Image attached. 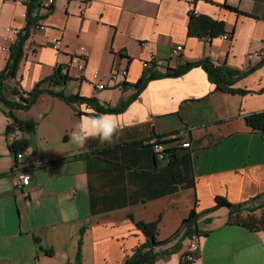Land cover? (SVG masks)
Listing matches in <instances>:
<instances>
[{"label": "crops", "instance_id": "0c3cea01", "mask_svg": "<svg viewBox=\"0 0 264 264\" xmlns=\"http://www.w3.org/2000/svg\"><path fill=\"white\" fill-rule=\"evenodd\" d=\"M28 6L29 0H0V70L11 58L9 29H25ZM194 11L195 19L205 16L224 25V33L191 35ZM41 17L47 28L27 39L17 75L6 82L8 97L17 85L28 92L57 68L68 70L82 47L84 74L69 71L65 85L44 87L95 97L103 106L136 97L123 112L96 118L91 116L96 109L51 92L29 110H15L19 119L37 123L34 131H21L27 143L18 150L21 165L32 173L22 191L10 175L17 159L7 137L13 119L0 101V198L15 202L19 213L14 220L4 209L0 240L20 244L23 264H33L34 256L37 264H75L80 241L82 264H123L147 239L138 221L157 222L158 240L169 241L164 247L171 248L195 210L203 235L193 264H264V231L229 224L226 206L213 209L217 196L241 204L264 193V131L245 120L264 113V59L249 58L264 48V0H55ZM53 39L61 41L60 51ZM176 45L183 46L182 56L169 59ZM151 54L160 59L153 70L161 73L206 58L251 70L235 83L246 93L217 89L202 66L152 79L137 93L135 85L146 72L143 61ZM123 68L127 78L115 84L111 73ZM94 72L107 83L105 89L95 86ZM81 121L90 132L111 123L119 128L111 142L89 137L81 146L72 139ZM158 136L170 143L166 160L150 148ZM188 138L192 148L176 146ZM188 240L155 264H183ZM222 243L229 252L225 259ZM14 253L0 263L16 264Z\"/></svg>", "mask_w": 264, "mask_h": 264}, {"label": "trees", "instance_id": "16d2710c", "mask_svg": "<svg viewBox=\"0 0 264 264\" xmlns=\"http://www.w3.org/2000/svg\"><path fill=\"white\" fill-rule=\"evenodd\" d=\"M42 0H29V6L26 12L27 25L25 29L21 30L20 35L17 37L16 42L12 46L11 58L9 65L4 69L0 70V101L4 102L8 108V115L13 119V124L8 128V131H11L14 126H18L21 131L31 132L34 131L37 127V123L34 120L23 121L19 119L15 115V110H29L37 101L40 96L45 92H51L53 95H56L68 103L80 102L88 105L96 109V113L91 114L92 117H99L102 114L106 113H121L123 112L129 103L136 97H132L131 99L122 100L120 104L116 107L111 105H100L99 101L95 97H84L80 94L68 95L63 91L54 92L51 88L44 87L45 83H49L54 86H63L68 83L71 78L69 75V70L63 69V67H59L52 73L48 78L41 81L40 83H36L34 88L31 91H24L23 93L19 91L17 86H15L11 90V97L7 96L8 88L6 86V82L14 78L17 75L18 67L20 66L21 59L24 56L25 52V43L29 36H31L30 29L31 27L39 20L42 19L40 15L37 13V9L40 6ZM193 20L190 25L189 33L193 36L203 37L210 36L215 37L219 33H224V25L217 23L209 19V17L200 16L198 18H194V13L192 12ZM194 23V24H193ZM198 25V30L194 28L195 25ZM219 29L217 30V27ZM196 66H202L206 71L207 75L211 82L217 85V89L226 93H237V94H245V90H239L235 87V83L240 81L246 74L250 73L251 70L248 71H239L238 69L232 68L226 64H216L208 58L202 59L197 62H188L182 64L178 68H169L165 73L157 72L155 70H150L149 72H145L139 82L135 85L137 88V93H139L144 86L148 84L149 81L155 78H165L171 76H180L189 68H193ZM128 82H125L126 85ZM18 98V99H17ZM247 123L252 126L253 129L258 131H264V113H254L248 114L246 116ZM27 147V143L23 140H18L16 143L10 145L11 150L14 153H17L18 150H24ZM256 203V204H255ZM254 206H251L253 205ZM226 206L229 210V218L228 223L234 224V226H241L248 229L251 232H261L264 231V193L254 197L251 201H247L241 204H234L230 202L225 197L216 198V205L213 209L220 208ZM198 219L199 216L195 210H192L190 217L187 218L184 222L183 228L176 235L179 240H177L176 244L171 248H165L169 241H161L158 240V228L157 222H142L138 221L136 225L141 229V231L146 235V241L141 245L137 246L134 250V253L127 257L123 264H155L161 258H164L168 255L174 254L181 250L182 240L186 238L192 237L193 234L200 232L198 228ZM49 254L53 252V250H46ZM82 241L79 243V250L76 255L75 264H82ZM183 264H193L189 263L186 260Z\"/></svg>", "mask_w": 264, "mask_h": 264}, {"label": "built area", "instance_id": "2783aa9c", "mask_svg": "<svg viewBox=\"0 0 264 264\" xmlns=\"http://www.w3.org/2000/svg\"><path fill=\"white\" fill-rule=\"evenodd\" d=\"M234 1L244 3L247 0H234ZM53 3H54V0H43L41 2V6L39 7L40 13L43 11L44 12L48 11L50 7L53 5ZM195 13L196 11H194V14ZM37 24H38V27L35 24H34L35 26L33 25L31 27L32 32L36 30H39V31L46 30V27L44 26L45 24L40 23V22ZM9 31L13 33L14 36L11 40L13 43H15L17 40V37L21 33V29L13 28V29H9ZM222 37L223 39L230 38V36L227 34H222ZM59 44H60V40L55 39L53 41L54 49H56L57 51L60 50ZM5 49H7V47H5ZM82 50L84 51L85 49L82 48ZM182 51H183V46L176 45L175 47L172 48V51L169 55V59H174V58L178 59L180 56H182ZM249 58H254L257 60L263 59L264 58V48L256 52H252ZM157 62H160V59L158 58L157 54H151L148 60H144L143 66L146 72L153 70L154 64ZM67 69L69 71H75V72H78L80 75H83L85 70L87 69L84 54H79V55L77 54L73 56ZM127 70H128L127 68H123L117 71L115 70L112 71L111 81H113L115 84H122L127 78ZM92 81L95 83V86L99 88V90H103L107 87V83L101 80L99 72H94L92 74ZM17 88L19 89L20 92L23 93V90L19 85H17ZM21 135H22V132L19 129V127L14 126V128H12V130L7 133L9 146L16 143V141L20 140ZM165 139L166 138L164 137L159 138L158 136L154 138L151 142L150 148L160 160H166L169 158L168 147L170 143L167 142ZM192 145L193 144L190 138L180 140L179 145L176 144V146L181 147V148H186V149L192 148ZM22 159H23V154L18 151L16 163L12 171L10 172L14 186L20 191L24 190L27 186H29L31 182V178H32V173L23 169L21 165ZM201 240H202V235L199 233H195L192 235V237L189 238L188 244L185 250V255H184V259L187 262L192 263L196 260V257L199 255L201 251Z\"/></svg>", "mask_w": 264, "mask_h": 264}, {"label": "rangeland", "instance_id": "374dc122", "mask_svg": "<svg viewBox=\"0 0 264 264\" xmlns=\"http://www.w3.org/2000/svg\"><path fill=\"white\" fill-rule=\"evenodd\" d=\"M43 1V0H42ZM41 1V2H42ZM54 4H55V0H54V3H53V5L50 7V9L48 10V11H46L45 13H43V15H42V12L40 13V10H39V8L37 9V13L40 15V17L41 16H44L45 14H48L49 12H50V10L52 9V7L54 6ZM40 6H41V3H40ZM39 6V7H40ZM43 23V24H45L44 22H42V20H39V21H37L36 23H35V25L38 27V24L37 23ZM34 25V26H35ZM46 28H47V25L45 24L44 25ZM22 30V29H21ZM37 31V30H36ZM36 31H34V32H32L31 31V29H30V33L32 34H34ZM54 40V39H53ZM59 47H60V50H61V48H62V43H61V41H60V44H59ZM82 48H84L85 49V47H82ZM59 50V51H60ZM85 52V50L83 51L82 50V52L81 53H76V54H74V55H72L71 56V58H70V61H71V59H72V57L73 56H75V55H79V54H84V56H85V60H86V52ZM264 59V58H263ZM70 61H69V63H70ZM69 63H68V65L67 66H69ZM78 73V72H77ZM8 203H10V205H8ZM7 205H8V207H7ZM4 209L7 211V216L8 217H10L11 219H14V220H16V219H18L19 218V213H18V210H17V207H16V204H15V202H13L12 200L10 201V202H8V200H7V198L6 197H1L0 198V219H2L3 218V216H4V214H3V212H4ZM214 234H216V232L214 233ZM214 238L215 237H212L210 240L211 241H213L214 240ZM21 243H22V246L24 247V239L21 241ZM220 247H222L223 249H222V251H221V253H223V256H221V257H224V259H225V256H227V255H229L228 253V249H227V245L226 244H221L220 245ZM22 251H23V248L20 246V244H18V243H15L14 241L12 242V244H8L7 242H5V241H3L2 239L0 240V261L1 260H6L5 259V256L4 255H6L8 252H11V254H13V252H15L14 253V255H15V260H16V264H23V258H21L23 255V253H22ZM226 251V252H225ZM201 252V251H200ZM225 252V253H224ZM184 255H185V252H184ZM184 255H183V258H184ZM199 255H200V253H199ZM198 255V256H199ZM198 256L196 257V259L198 258ZM36 256H34L33 258H32V263L33 264H37V261H36ZM21 261V262H20ZM184 261H185V259H184ZM196 261V260H195ZM194 261V262H195ZM194 262H192V263H194ZM0 264H3V262H1Z\"/></svg>", "mask_w": 264, "mask_h": 264}, {"label": "clouds", "instance_id": "9594fccd", "mask_svg": "<svg viewBox=\"0 0 264 264\" xmlns=\"http://www.w3.org/2000/svg\"><path fill=\"white\" fill-rule=\"evenodd\" d=\"M119 125L116 123L107 124L95 132H90L85 122L81 121L72 133V139L77 144L83 146L89 137L99 138L103 142H111L114 134L118 131Z\"/></svg>", "mask_w": 264, "mask_h": 264}]
</instances>
